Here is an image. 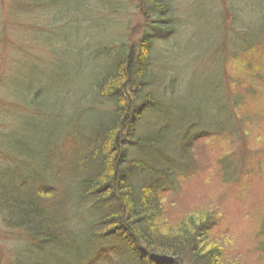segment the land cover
<instances>
[{
    "label": "rangeland",
    "instance_id": "rangeland-1",
    "mask_svg": "<svg viewBox=\"0 0 264 264\" xmlns=\"http://www.w3.org/2000/svg\"><path fill=\"white\" fill-rule=\"evenodd\" d=\"M136 1L0 0L2 173L14 170L13 157L39 164L47 156V144L53 142L51 152L58 150L69 118L73 136L76 124L83 129L84 121L105 113L107 107L94 99V91L108 60L121 48H135L156 29V16L151 14L149 24ZM161 1L167 5L163 25L171 30L163 42L156 39L151 52L164 70L162 82L164 76L175 78L166 135L176 137L189 129L206 133L194 143L193 164L180 175L171 171L172 184L163 196L165 219L176 224L185 217L203 220L209 215L234 263L264 264V52L245 56L238 51L264 35V0ZM165 95L155 98L163 101ZM30 106L49 116L36 112L39 117H30ZM147 119L142 131L153 129L145 123L154 120ZM154 122L166 125L162 116ZM171 157L176 168L178 158ZM47 182L56 185L54 179ZM3 214L0 210V264H10L25 238L6 226ZM71 215L70 233L86 240L87 228L95 230L93 216L86 206L81 215ZM102 241L114 245L110 239Z\"/></svg>",
    "mask_w": 264,
    "mask_h": 264
},
{
    "label": "trees",
    "instance_id": "trees-1",
    "mask_svg": "<svg viewBox=\"0 0 264 264\" xmlns=\"http://www.w3.org/2000/svg\"><path fill=\"white\" fill-rule=\"evenodd\" d=\"M136 2L149 24L151 14L156 16V29L139 39L135 48H121L110 56L94 91V99L107 107L105 113L93 122L84 121L83 129L76 124L74 137L70 136L74 125L69 118L65 125L69 130L72 124V129L64 131L58 150L51 152L53 142L47 144V156L41 163L27 164L13 157L14 170H0L4 222L25 238L24 248L10 264H236L218 239L209 215L203 220L185 217L176 224L165 219L163 196L172 184L171 171L180 175L193 164L194 143L206 138V133L195 134L189 129L167 137L175 78L164 76L166 81L162 82L164 70L155 60L157 54L151 52L156 39L163 42L165 32L171 30L162 20L167 5L161 0ZM46 6L53 5L47 2ZM255 40L238 51L245 56L257 49L264 52V37ZM247 67L253 71L249 63ZM162 83L166 86L159 90ZM157 94H168V98L163 96L160 101ZM30 108V117H39L36 112L49 116ZM160 116L166 120L164 127L155 126ZM147 118L154 120L145 123L153 129L142 131ZM173 154L178 158L176 168L170 158ZM65 175L73 181L64 180ZM50 178L56 185L47 182ZM70 182L76 187L70 188ZM84 206L94 218L95 230L89 226V237L77 240V233H70L74 224L71 214L81 215ZM261 225L263 228L264 223ZM102 239H110L114 245L104 246Z\"/></svg>",
    "mask_w": 264,
    "mask_h": 264
}]
</instances>
